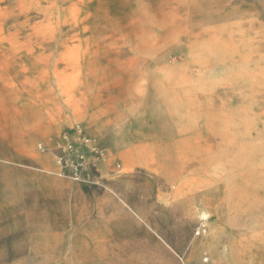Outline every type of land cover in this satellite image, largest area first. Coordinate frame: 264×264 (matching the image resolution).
Masks as SVG:
<instances>
[{
    "label": "rangeland",
    "instance_id": "374dc122",
    "mask_svg": "<svg viewBox=\"0 0 264 264\" xmlns=\"http://www.w3.org/2000/svg\"><path fill=\"white\" fill-rule=\"evenodd\" d=\"M0 264H264V0H0Z\"/></svg>",
    "mask_w": 264,
    "mask_h": 264
}]
</instances>
